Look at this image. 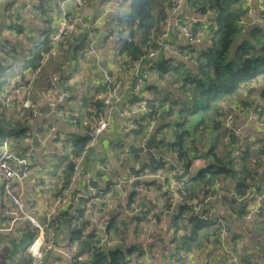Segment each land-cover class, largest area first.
<instances>
[{"label": "trees", "instance_id": "1", "mask_svg": "<svg viewBox=\"0 0 264 264\" xmlns=\"http://www.w3.org/2000/svg\"><path fill=\"white\" fill-rule=\"evenodd\" d=\"M75 1L0 0V96L2 95L0 146L7 142L10 144L11 152L17 153V156L26 157L20 155L17 148L22 153L29 154L28 157L31 159L27 162V167L38 165L37 158L32 157L35 150L32 149L30 141L32 137H38L40 131L31 123L41 117L49 120L47 117L56 115H59L62 120L67 119V124L75 128V131L66 135L77 139L69 141L66 147L62 148L61 154L54 156L55 165L44 168L46 178L50 170L57 171L60 163L68 161L58 174L59 180L63 182L62 187L56 193L53 192L60 199L64 191H68L66 186L71 183L77 158L87 148L90 140L89 131L93 127L92 122L95 123L98 115L104 114L105 97L114 89L110 86L109 78L118 79L120 76L114 73L109 76L107 72L109 68L103 70L101 74H98L100 77L98 80L96 76L91 77V81L83 82L81 92L75 91V84L69 85L66 78H72L71 71L76 66L74 59L78 53L82 62L88 61L90 64L91 56L85 55L90 53V46L96 49L100 41H107L112 43L109 44L110 49L113 45L117 47V56L123 59L119 62V68L127 73V80L133 77L129 83L130 89L133 90L132 85L135 80L133 72L138 65V76L143 81L140 92L144 88L160 89L161 96L155 97L154 102L145 103V106L151 110V112L147 110V114L151 115L154 112L159 115L158 111H160L166 116V122L162 125L150 126L161 135H158L159 138L165 137L163 132L169 130L166 136L169 140L156 141L155 148L166 147L169 153L175 154L176 161L170 162L176 171H178L176 167L185 166L186 174L195 158L207 161L208 166L190 175L184 174L182 178L175 179L177 175L172 174L174 179L171 182V189L168 186L162 191V184H159L158 189L162 191V195L155 202L161 204L163 201L159 218L163 216L167 218L161 228L170 230L172 238L167 234L166 237L161 235L158 229L149 228L144 223L143 216L153 211L146 201L140 200L136 208L123 209V204L127 206L135 201L132 198L134 193L128 195L126 202L122 199L120 210L110 208L109 201L103 203L104 206L102 204L99 210L102 211V215L107 216V224L99 228L96 222L83 217L84 207L75 209L74 204H83V199H75L80 190L74 189L66 209L62 210V208L59 212L52 211L49 223H45L46 229L50 226L49 230H54L61 224L66 225L69 230L66 247L70 251V259L57 258V260L62 261L61 264H165L162 259L164 249L160 250L161 248L177 252L179 239L183 242L190 241L187 244L197 243L199 246L202 243V246H208L211 242L212 247L215 248L220 243L219 237L224 234L223 238L227 239V249L222 246L220 252L227 251L229 254L228 245L232 242L233 253L239 259H242L239 247L244 246L240 237L247 243L248 248L260 247L257 241L258 239L264 241V232L257 226L264 227V202H262L264 160L260 158L255 161L249 153L252 146L248 142L245 146L237 143L240 137L225 127L222 130L220 126H223L228 115H232L235 123L241 116V114L237 116L239 109L243 111L244 108L255 110L257 107H263L260 100L264 101V0H184L183 5H186L187 1L189 7L199 13L200 18L205 16V22L200 29L185 23L193 40H186L184 45L176 46V41L171 37L170 52L160 48L157 37L163 31L174 0H129V14L126 19L121 20V14H109L104 26L96 30L91 28L90 23L83 27V20L78 18L79 12ZM107 1L109 4L113 3L111 0L84 1L83 12L86 10L94 13L89 14L88 17L91 23L96 20L99 10L104 9ZM127 1L124 0L123 4ZM16 4H20L19 9L16 8ZM99 6L102 8L99 9ZM74 13H76L75 16H73ZM51 14L53 17H49ZM61 14L64 16L61 17ZM86 19L84 18V21ZM113 20H118L120 30L116 32L118 39L110 41L105 31L107 29L110 34L114 33L113 29L107 28L111 26ZM63 21L67 25L71 24V28L60 41L54 42L51 37L59 31ZM38 31L44 38L35 43L34 37ZM33 49L34 51L31 52ZM156 49H159L157 57L148 58V54ZM57 55L61 57L66 55L68 64L64 68L59 67L56 77L48 80L45 90H50V94L54 97L65 93L68 95L56 105L52 114L41 116L44 101L28 111L22 106L17 109L15 102L9 106L3 105L2 99L9 88H24V86L29 88L30 85L37 84L41 68L46 63L52 62ZM24 56L26 58L18 63V73L14 72V64H17V61ZM118 57H116V63ZM146 70L150 74H145ZM85 72L89 78L88 75L91 73ZM7 78L10 79L9 84L6 83ZM140 92L133 91V94L137 96L134 101H142L139 99ZM103 94L104 96L98 98ZM44 96H46L44 99L49 97L47 94ZM235 98H238L237 101L234 100ZM16 100L19 99L16 98ZM170 102L172 104H168ZM261 112L264 114L263 108ZM86 117L91 123H85ZM234 127L239 128L237 124ZM144 128L149 126L141 127L139 132L138 130L136 132V129L126 131L124 138H120V142L127 145V139L130 137L133 140L139 139L137 142L133 141L135 143L143 142L150 134L145 135ZM13 131H16L13 135L14 141L10 143L6 134ZM131 132H134L132 136ZM202 133L215 136L207 148L197 146L192 142L193 140L190 141L192 147L185 145V141L190 138L199 139ZM138 134L139 136L134 137ZM220 134L221 137H226L227 143L218 146L216 139ZM243 134L245 138L248 135L263 144L257 148V151L259 154H264L263 132L248 128ZM171 138H173L172 141ZM244 140L247 139H241L242 142ZM236 147L241 150L238 151ZM69 148L70 152L66 154ZM202 151L205 152V157L201 156ZM150 159L154 161L153 155ZM253 163L258 167L257 171L251 169L250 166ZM170 170L173 169H169L168 172ZM132 171L135 177L145 179L146 169L143 170L139 166L138 170L134 168ZM180 174L183 175V173ZM150 175L154 177L152 172ZM221 176L228 177L227 183L219 182ZM45 178H41L42 185ZM35 182L33 181V184ZM165 182L167 183L166 179ZM153 183V180L143 184L139 182L138 185L141 186L142 191H137L133 187L132 189L138 194L137 199L143 198L144 190ZM53 186L58 189L56 183ZM110 186V183H107L106 190L103 188L100 191L107 193L111 191ZM1 188V196L4 200L1 217H4L2 221L9 220V226L8 224L0 226V254L3 253L0 264H31L28 248L36 239L38 230L25 219H18L11 224V218L4 213V209L7 205L11 207L14 205L2 185ZM35 188L39 186L36 185ZM37 193L31 195V198L40 194ZM256 194L262 197L261 205L252 208L253 202L257 201ZM207 196H211V199L204 203V198ZM63 200L64 198L60 199L62 206ZM146 200L153 204L150 199ZM257 210L260 212L258 213ZM249 211L251 215L246 219L245 214H249ZM200 215L204 217L199 219ZM221 220L227 222L223 228L220 224ZM232 223L238 224L243 231L252 227L259 237L252 240L247 232L245 235L242 233L237 235V232L232 230ZM86 226L88 230H84ZM141 226L142 236L134 235L133 238L129 236V242L122 244L123 235ZM83 234L87 239L83 238ZM199 236H202L203 240ZM73 245L75 246L72 249ZM83 254H87V259L83 258ZM249 254L251 255V252ZM258 256L260 254H257ZM263 260L261 259L258 264H264Z\"/></svg>", "mask_w": 264, "mask_h": 264}, {"label": "rangeland", "instance_id": "2", "mask_svg": "<svg viewBox=\"0 0 264 264\" xmlns=\"http://www.w3.org/2000/svg\"><path fill=\"white\" fill-rule=\"evenodd\" d=\"M84 1L85 0H76L75 1L76 6H77L76 9L79 12L78 13V18L83 20V27H86V24L90 23L91 24V28L94 29V30L102 28L104 26V22L106 23V21H108L105 18H101L103 10L100 9V8H102V7L99 6V9H100L99 10V14L97 15L96 20L93 23H91L90 20L88 19V17H89V14L93 15L94 13H92V11L88 12L86 10H85V12H83V9H84L83 7H85ZM129 3L130 2L128 0L127 3L123 4L120 8H118V13L117 14L118 15L121 14V16H120L121 20L126 19L128 14H129ZM15 6L18 9L20 8V4H16ZM69 6L71 7L70 4H69ZM62 7H64V6H62ZM75 15H76V13H74L73 16H75ZM63 16H64V14H61V17H63ZM49 17H53V14L49 15ZM84 18H87V19L84 21ZM61 26L62 27L70 26L69 28H71V24L67 25V23L65 21L62 22ZM175 28L176 27H174V26H170L169 31L173 32V31H175ZM73 29H74V31H77L76 28H73ZM76 33L78 34V32H76ZM178 34L180 35V37L182 38V40L184 42L187 40V39H185V36H184L183 33L179 32ZM43 38H44V36H42V33H39V31H38V32L35 33L34 42L36 43L38 41H41ZM168 39H169V37H168ZM179 45H181V44L179 43L176 46H179ZM99 47H101V45ZM104 47L105 46H102V48H104ZM116 49H117V47L113 45L110 50H107V55H103L102 51L100 49L96 48V52L98 54L97 60H95V57L91 58V59H93L95 61V63H99L100 62L99 64H96V67H92L93 64L92 65H86L85 63H83L81 61L80 57L78 56L79 53H78V50H77L78 54H77V57L74 59V61L76 62V66L71 71L72 78H66V79H68V82L70 83L69 85H74L75 84V87H74L75 91L81 92L82 89H83V82L91 81L92 79H90V78L91 77H96V76H97L96 78L98 80L100 78L98 76V74H101V72L104 70L103 69L104 66H107V67L110 66V67H112L113 71L119 70V71L122 72V74H125V72H123L119 68V62H121L123 59L120 58L121 56H119V57L117 56ZM33 51H34V49L31 50V52H33ZM116 57H118L117 58V63H116ZM24 58H26V56L21 57L17 61V64L16 63L14 64L15 65L14 68H13L14 72L18 73V70H19L18 63L21 60H23ZM82 63H83V65H81ZM67 64H68V61H67L66 55H63L62 57L60 55H57L52 60V62L46 63L40 70V74L37 77V84L30 85V82H29V85H30L29 88L25 87V86H24V88H22L21 96L19 97V100H17L18 102L20 101L22 104H26V105H23L22 108H26L27 110H31V106L38 105L39 103H41L42 100H44V97H46L44 95L47 94V96H50V92L45 90L46 89L45 86L47 85L48 80L54 79L56 77V75H57V72L60 69L59 67L61 66V67L64 68V66L67 65ZM81 68H82V70H81ZM136 70H137V66L135 67V71ZM77 71H79V72H77ZM85 71H87V72L89 71L91 73V75H88L89 78H87V73ZM138 72H139V70L137 71V73ZM145 74H150V72L146 70ZM119 81H120V77L118 79H115L114 77L113 78H111V77L109 78V82L111 83L110 86L113 87L114 89H118ZM9 82H10V79L7 78L6 79V83L9 84ZM78 85H80V86H78ZM41 92H43V96H42ZM156 93H157L158 96H161L160 91L156 90ZM102 96H104V94ZM99 97H101V95H99L98 98ZM237 99L238 98H235L234 100L237 101ZM260 102H261L263 107H257L255 110H251L249 108H244L243 111L241 109L237 110V116H239L240 114H243L244 112H249L250 114L254 115V119L252 120V124L251 125H248L242 119H239L236 123H233L231 125L232 126V130L240 137V139L238 140L237 143L242 144L243 146H245L246 143L248 142L249 145L252 146L251 147L252 150H250L249 153H251V156L253 158H255V161L257 159H260V158L262 160H264V154L263 153L259 154V152L257 151V148L259 146H263V144L258 143L256 141V139H254L253 137H250L248 135L245 138V135L243 134V132H245L246 129H248V128L256 129V127H257V128L264 129V114H262V112H261L262 108H263V112H264V101L260 100ZM168 104H172V103L170 102ZM3 105H5V104L3 103ZM135 105L136 106H138V105L142 106L144 108V110H146V106H144L142 104V101H135L133 104H131V106H130L131 110L133 109V107ZM17 106H18L17 109H19L20 108L19 104H17ZM90 108H94V107H90ZM7 109H9V108H7ZM125 111L126 110H124L123 113ZM25 112H27V111H25ZM14 116H17V115H14ZM99 116L100 115H98V118H99ZM112 117H113V115H111V119H112ZM98 118L95 120V122L98 120ZM84 121H85V123H89L90 122L88 117H86V119ZM92 124H94V123L92 122ZM235 124L238 125V127H239L238 129H236L234 127ZM132 127L130 128L128 124H125L123 126V128H125L128 131H131L132 129L135 128V127L134 128H132ZM220 127H221L222 130H223L224 127L227 128L226 119L223 122V126H220ZM16 131H13V132H10V133L6 134L7 135V139L10 141V143L12 141H14L13 135L15 134ZM168 131H164L163 132V134L165 135L166 140H169L166 137L167 134H169ZM148 132H150V131H148ZM133 134H134V132L130 133L131 136ZM214 138H215L214 135H210V134H207V133H205V134L202 133L200 135L199 139L190 138L188 141H185L184 143L188 147H192L190 141L193 140L192 142L195 143L197 146H200L202 148H207L209 146V144L212 143ZM241 139H247V140H244L242 142ZM172 140H173V138H171V141ZM57 141H60V140L58 139ZM171 141H169V142H171ZM216 141L218 143V146H221V145L227 143L226 137H223V136L221 137V134H220L219 138L217 137ZM99 142L100 141H97L95 146ZM135 142H137V140H135ZM7 144L10 147V144L9 143H7ZM163 146H165V145H163ZM94 147L91 149L90 152L94 151ZM125 147H126L125 143H120L118 145V141H114L113 145L111 144L109 146L108 150H107V156L105 155L107 161H105V163L102 164V168H107L108 172H110V174L112 175V177L110 178V181H111L110 183L115 185V187L113 188V190H115V191H113V190L107 191L106 196L103 198V196H104L103 192H100V191L88 192V191H91V190H89V188H92L91 184H93L94 180L90 181V182H85V180L82 179L80 181L81 184H80V188H79L80 189L79 194L75 197V199L79 200V199L82 198L83 199L82 200L83 204H85V205L83 206V204H80V205L74 204L76 206L75 209H78L79 207H84L85 211L83 213L84 214L83 217L88 218L92 222H96L97 220L100 221V220L106 219V217H107L105 215H102V211L99 210V207L102 206L103 203H107L108 200H111V205H110L111 207L110 208H114V209L118 208V210H120L122 207H120L119 204L122 203L121 202L122 199H123L124 202H126L127 198H128V195L134 193L132 198L135 199V201L132 202L131 204L127 205L125 207V209L126 208L127 209L136 208L138 206V202L140 200H143L144 202L146 201V203L149 204V206L153 209V211L150 212V213H147L145 216H143L144 223L149 228L150 227L156 228V229H158V231L161 232V230L163 229L161 227L163 226V224H164V222L166 221L167 218L165 216L159 218V213L161 211V207L163 205V201L161 202V204H157L155 201L157 200L158 197H161L162 191H164V189H166L169 186V184L171 183V181L173 180V179H171V181H169L170 177L173 178L172 174L175 173L177 175V177L175 179L184 177L185 173H183V175H182V174H180V171L183 170L185 168V166L184 167L183 166L176 167V169L178 170V171H176L173 168L172 163L168 160V157H161V156H157L156 157L153 154H151V155H153V158H154V161H152L150 159L149 153H147V152L145 154L136 155L135 158H136V161L138 162L139 165L143 164V167L145 169L151 171L152 173H156L158 175V176H156L154 174V177L150 176L149 180H153L154 181L153 185L150 184V186L147 187L146 190H144V193H143L144 197L143 198L137 199L138 197H136V196L138 194L135 193V191L132 189L131 183L124 184V182L125 183L127 182V178L129 177V175L125 171H121L120 170V169H122L121 168L122 167V162H121L122 159H125L128 156L127 165H129V163L131 161L130 160V153L128 155V153H127L128 150H125ZM119 148L122 150V155H119V153H118V149ZM236 148L238 149V151L241 150V148H239V147H236ZM126 149H128V146H127ZM159 149H162V150H165L166 152H169V151L166 150L167 149L166 147L165 148H159ZM16 150H17V152L20 155L26 156V158L29 156V154H27V152L26 153H22V151H20L18 148ZM57 152L58 151H56V153ZM218 154L220 156H222L221 153H218ZM173 155L175 156V154H173ZM30 159L31 158L28 157L29 161H30ZM158 159H162L163 165H160V163L157 161ZM42 165L43 166H48V165H50V161L49 162H43ZM43 166H41V168L43 169V172H44V167ZM38 167L39 166L35 167L36 171L34 170V168L30 169L31 173L28 175V178H26V179H29L31 176H35L36 179H37V182L35 184H39L38 183L39 182L38 178L40 176L44 175L42 170H39ZM154 167H155V170H153ZM250 167L254 171H257V169H258V167L255 165V163L251 164ZM169 169H173V170H170V172H168ZM170 173H172V174L170 175ZM190 174L191 173H189L188 175H190ZM57 177H58V172H56L54 170H50L49 171V179L53 180V179H55ZM80 177H81L80 174H78L77 176L73 177V180H71V183H69L66 186V190L71 189V187L73 186L74 183H76V185H78L79 184L78 179ZM163 179H166L168 185L163 186V184L161 183L162 187H163V189L161 191L158 188H159L160 182H163ZM227 181H228V177H226V176H221L219 178V182L221 184H225V183H227ZM53 183L55 184L54 180L51 183L52 186H48V188L45 189V192L43 194L40 193L39 195L35 196V197H39V205L37 207V211L36 212L39 215V221H40L41 224L48 223L47 221H48V219L50 220L49 216H51V212L52 211L59 212L60 209L63 208V206L61 204V201L58 200V197H56L54 195V193H56L62 187V183L63 182L61 180H59V179L56 181L58 189L54 188V186H53L54 184ZM121 183H123L124 186H120ZM141 183L143 184L144 181H142ZM104 188L106 190V185L104 186ZM134 188H136L137 191H142L141 186L138 185L137 183H135ZM72 190H73V188L67 193L65 191L64 196L62 194L60 196V199H62L64 197L63 202H68L69 198H70V196L72 194ZM80 196H82V197H80ZM255 197H256V199L258 201L257 206H260L262 197L257 195V194L255 195ZM208 198H209V196L205 197L204 200H206ZM146 199H150L153 204H150V201L146 200ZM192 202L196 203L195 200H192ZM262 202H264V198L262 199ZM93 203H94V205H93ZM103 206H104V204H103ZM226 207H227V209H229L228 206H226ZM211 212H213V211H211ZM257 212L259 213L260 211L257 210ZM72 214H73V211H72ZM250 215H251V212L249 211V214L248 213L245 214V218L248 219ZM203 217H204L203 215H200L199 219H202ZM223 221L225 222V224L224 223L223 224L226 225L227 222L225 220H223ZM99 223L100 222H98V224ZM178 223L181 224V221L178 220ZM223 224H221L222 228L224 227ZM92 226H94V224ZM231 226H232L233 232H237V235H239V233H242L243 235H245V232H247L249 234V238L252 239V240H255L256 237L257 238L259 237L258 233L255 232V230L252 227H250V228L248 227V229L246 231H243V230H241V227H239V225L236 224V223H232ZM257 228L259 230H261V228H262V231L264 232L263 225L262 226L259 225V226H257ZM86 229L88 230L87 226L84 228V230H86ZM142 231H143L142 226L141 227H137L136 229L129 230L128 234L123 235L122 244L125 245V244H127L129 242V236H131L132 238H133L134 235H141L142 236ZM167 233H168L167 236L168 235L171 236L170 230L169 231L167 230ZM224 236H225V234L222 235L221 237H219V240H220L219 244H217L216 241H215V243L217 244L216 248H218V250L221 249L220 247H222V246L227 249V244H226L227 239L223 238ZM83 238L87 239L86 235L83 234ZM170 238H172V236ZM199 238H201L203 240L202 236H199ZM65 240H66V237L63 236L62 237V241H65ZM240 241L243 242L242 244L244 245L243 247L242 246L239 247V248H241L240 255L242 256L243 261L239 260L236 264H250V263L258 264L259 259L257 257V254L263 255V257H264V241L263 240L261 241V240L258 239L257 244L260 247H256L255 249L248 248L246 246L247 243L244 242L242 237H240ZM189 242L190 241L183 242L182 239H179V246H178V251L177 252H175V251L172 252L171 250L165 248L162 251L163 262L165 264H194L192 259L188 260V258H189L190 255L201 256L202 255L201 254V249L199 247H202L203 243L198 247L197 243L187 244ZM209 246H212V243L209 244ZM228 249H229V245H228ZM249 252H251V255L249 254ZM202 253L204 254V257L203 258L199 257L200 259H202L200 264H214V261L217 260V257H220L223 262L226 261V258H225V256L223 254H220L218 256L217 252L213 253V251L212 250L209 251L208 248H206V250H203ZM177 254H182L183 255L182 258L180 260H178V261H176V258H175V255H177ZM134 256L136 257V255H134ZM2 257H3V253L0 254V261H2ZM87 257H88L87 254H83V258L87 259ZM234 260H235V257H233V258L231 257V258L228 259V262L231 263ZM136 261L138 262L137 259H136ZM240 261H242V263H239ZM171 262H173V263H171Z\"/></svg>", "mask_w": 264, "mask_h": 264}, {"label": "crops", "instance_id": "3", "mask_svg": "<svg viewBox=\"0 0 264 264\" xmlns=\"http://www.w3.org/2000/svg\"><path fill=\"white\" fill-rule=\"evenodd\" d=\"M177 14L181 17V19L188 26L196 27L197 29L202 28L201 26L205 22V16L200 18L199 13L194 12L189 7V4L187 3V1H186V5H183V4L181 5V8L177 11ZM178 33H179V31L176 28H175V31L170 32L169 33V42L173 38V40L176 41L175 42L176 44H179L180 43L181 45H184L185 42L182 40V38L180 37V35ZM109 44H112V43H107V41H105V42L104 41H100L99 46L101 45V47L98 46L97 49H100L102 51L103 55H107V50L110 49V45ZM102 46H105V47L102 48ZM94 50H95V53H91V51H90V53H87L85 55H90L91 58L92 57H95V60H97L98 54H97L95 48H94ZM168 52H170V51H168ZM175 55H177V54H175ZM89 60L91 61L90 64H89L88 61H83V63H85L86 65H92L93 64L92 67H96L95 61L93 59H89ZM99 63H97V64H99ZM103 69L104 70H107L108 69L107 72H108V75L109 76L114 73V74H118L121 77V79H123L124 74H122L121 71H119V70L113 71L112 70V67H110V66L109 67L104 66ZM96 83H98V82H96ZM158 84H160V83H158ZM156 90L157 91H160L159 88H151V89H147V88L145 89L144 88V90H142L141 92L138 91V92H140V94H139V97L140 98L139 99L142 100V104L144 106H145V103L146 102H148V101L154 102L153 99L155 97H158V95L156 93ZM49 92L51 93L50 90H49ZM138 92H135V93H138ZM42 94H43V92H42ZM117 95H120L121 100L119 102H117V104H116L117 109H116V111L113 114L112 124L109 126V129H107V131H105L103 133V135L99 138L98 141H100V142L95 146V144L97 143L96 142L93 146H91L89 148L88 155L80 163L79 166H80V176L81 177L78 179V182H79L78 185H76V183L73 184V186H72L73 190L74 189L80 190L79 189L80 188V184H81L80 181L82 179H84L85 182H90V181H93L94 180L93 184H91L93 191L94 190L100 191L101 189L104 188V185H106L107 183H110L111 182L110 181V178L112 177V175L110 174V172H108V169L107 168H102V164H104L105 161H107L106 156H107V150H108L109 146L111 144L113 145V142L114 141H118V145H119L121 143L120 142V138H124V133L126 131H128L125 128H123V126L125 124H128L130 128L132 126H133L132 128L135 127L134 129H136V132H137V130L139 132L141 127H144L145 125H148L149 128H144L145 135L150 133L148 131L155 130V132H156V129L153 128V127H150V126H157L155 124L156 123L155 121H157L158 118H159V115L162 114L160 111H158L159 112V115H156L154 112L151 115H149L145 111L149 110V112H151V110L149 108H147V107H146V110H144V108L142 106H139V105H138L139 107L135 105L133 107V109L131 110V107L130 106H131V104H133L135 102L134 100L137 98V96H135V94H133V90H132V88L130 89V85L129 84L125 85L122 88V91L121 92L119 91V93H117ZM53 97L54 96H52L50 94V96L47 99L42 100V101H44V103H43L44 109H46L49 106V103L54 100ZM101 97H102V95H101ZM44 109H43L42 112L45 111ZM127 109H128V113H125L124 114L123 111L124 110H127ZM53 112H51L50 114H52ZM50 114H48V115H50ZM48 115H41V116H48ZM47 118H49V120L42 119V117H41V119H37L33 124L31 123V125L34 128H36V129H38V131H40L38 137L36 136V138L38 140L37 141V145H33L32 144V139L35 136L32 137L31 138V141H30V143L32 144V147H33L32 149L35 150L34 156H32V157L37 158L38 165L37 164L36 165H31V166L27 167L28 170L33 169V168L35 170L36 169L35 167L36 166H39L38 169L39 170H42V172H43V169L41 168V166H43L42 165L43 162H49L50 161V165L51 166L55 165L56 160H55L54 156L55 155H58L59 153L61 154L62 148L63 147H66V145L68 144L69 141L76 140L77 139L76 137H71L70 135H66L67 133H73L75 131V128H73L72 126H69L67 124V122H68L67 119L62 120L59 115L50 116V117H47ZM239 118H241V116ZM48 124H50V125H48ZM249 129L250 130H253V128H249ZM27 135H28V133H27ZM158 135L161 136L160 134H157V136ZM136 136H139V134L138 135H135L134 137H136ZM149 136H150V134L147 135V138ZM58 139L60 141H57ZM127 140H128V142H127L126 147L129 144H134L136 146H140V145L143 144V142H145V141H143V142H140V143H135V142H133L135 140H133L132 137H130ZM93 147H94V151L93 152H90ZM125 150H128V149H125ZM56 151H58V152L56 153ZM69 152H70V148L66 152V154H68ZM118 153H119V155H122V150L120 148L118 149ZM127 153L129 155V151H127ZM127 158H128V156L125 159H122L121 160V162H122V167L121 168L122 169H120V170L121 171H125L126 173L129 174V179L127 178V182L126 183L124 182V184L131 183V181L134 178H136L135 177V174H134V172L132 170L134 168L136 170L139 169V164L136 161V158L133 157V159L130 161L129 165H127ZM67 162L68 161L66 160L63 163H60L59 168L56 171V172H58V174L62 170V167ZM50 165H48V166H50ZM48 166H43V167L44 168H47ZM153 169L155 170V167ZM149 172L151 173V171H149ZM149 172L146 169L144 178H150L151 175H150ZM30 173H31V170H30ZM153 174H155L156 176H158L156 173H153ZM171 174L172 173H170V175ZM26 178H28V177H26ZM26 178H24L22 180V183L16 182V185L18 186V189H19V191L21 193V194H19L20 195V198L23 200V202L25 204H26V201H30L31 200V196L30 195H35L34 193H37V192H38L37 194H39V193H42L43 194L45 192V189L48 188V186H52L51 183H52L53 180L56 183V181L59 179L57 177V178L51 180V179H49V174H47V177L46 178H45V174H44L43 176H40L39 182H38L39 184H34L33 185V181H36L37 182L36 177L35 176H31L28 180H26ZM41 178H45L44 179V185L41 184V182H43V180L41 181ZM171 179H174V178H171ZM163 180L165 181V179H163ZM160 183L163 184V182H160ZM124 184L121 183L120 186H124ZM36 185L39 186V188H35ZM110 185H111L110 186L111 190H113V188L115 187V185H113L111 183H110ZM163 186H165V185H163ZM1 189L2 188H1V184H0V226L3 227V226H6L7 224L9 226V220L2 221V219L4 217H1L2 216L1 215V210H2L1 208H2V206L4 204V200H3V196H1V193H2ZM73 190H72V192H73ZM103 195H104L103 196V198H104L106 196V193H103ZM69 200H70V198H69ZM108 201L111 202V200H108ZM68 203H69V201L68 202H65V203L63 202V210L66 209L65 207H66V205H68ZM8 206L11 207V205H7V207ZM125 207H126V205L123 204V209H125ZM252 208H254V206H252ZM95 224H97V222ZM164 224H165V222H164ZM166 231H167V229L166 228H163L161 230V232H160L161 235H163V236L166 237V234H168V233H165ZM52 232H53L54 238L56 239V241H57V243L59 245H61V246H67L66 245V242L68 241L69 230H68V228H67L66 225H62V224L61 225H57L56 226V229L52 230ZM120 232H123V231H120ZM63 236L66 237V240L65 241H62V237ZM210 244H211V242H210ZM74 246L75 245H73L71 248L73 249ZM208 246L206 245V246L199 247V245H198V247L201 249V254L202 255L201 256H198V255H196V256L195 255H190L189 258H188V260H191L192 259V261L194 262V264H200L201 261H202V259H200V258H203L204 257V254L202 253V251L203 250H206V247L208 248L209 251L212 250L213 253H216L217 252L218 253V256L220 254H223L225 256V258H226V261L223 262L220 257H217V260L214 261V264H236L239 260H242V259H239L238 256H235V253H233V248H234L233 246L234 245H233L232 242H230V245H229V254L227 252H224V251L223 252H220L221 249L218 250V248H216V247L214 248L212 246H209V247ZM162 249H165V248H161L160 250H162ZM239 249L241 250V248H239ZM230 251H232L231 254H230ZM182 256H183L182 254L181 255H177L175 258L178 261V260H180L182 258ZM231 257L232 258L235 257V260L233 262L229 263L228 262V259L231 258ZM258 259H259V261L261 259H264L263 255L258 256ZM58 262L63 263L60 260ZM263 262H264V260H263ZM160 263H162V262L160 261ZM239 263H242V261H240Z\"/></svg>", "mask_w": 264, "mask_h": 264}, {"label": "built area", "instance_id": "4", "mask_svg": "<svg viewBox=\"0 0 264 264\" xmlns=\"http://www.w3.org/2000/svg\"><path fill=\"white\" fill-rule=\"evenodd\" d=\"M113 3L109 4V2L105 5L104 9H102V15L101 18H108L109 14H117L118 8H120L124 0H111ZM184 0H174L171 4V9L169 14L166 17L165 25L163 28V31L158 35L157 42L160 45V48L164 51H168L170 49L169 44V28L170 26L176 27V29L183 33L185 36V39L188 41H192L193 37L191 33L189 32V29L185 22L181 19V17L177 14V11L181 8V5L183 4ZM70 26H65L59 29V31L55 34L54 37H51V39L54 42H58L61 40V38L67 33V31L70 30ZM114 30L113 34H110L107 32V29L105 31V34L109 37V39L117 40V30H120L118 20H113L110 27H107ZM107 32V33H106ZM94 33V32H93ZM91 53H95V50L92 46H90ZM159 54V49L153 50L148 54V58H155ZM139 66V65H138ZM137 66V70L133 72V75L135 77V80L133 82V91L138 92L143 87V81L138 76L137 71L139 70ZM127 73L124 74L123 79L119 81L118 89H113L111 93H108L104 100V114H101L98 118V120L93 124V127L89 131V142L87 144V148L81 152L79 158L76 160V164L74 166V172L72 174V180L73 177L80 174V163L83 161V159L86 158L88 155V150L91 146H93L99 138L103 135L107 129H109V126L112 124L111 121V115L114 114V112L117 109V102L121 100L120 95H117L119 91L121 92V88L125 85L131 83L130 81L133 79V77H130L129 80H127ZM53 85V84H52ZM21 90L22 88H9L8 91L5 93V96L2 99V103L5 104V106H9L13 102L19 104V106L23 107V105L20 101L18 102L16 98L19 99L21 96ZM68 94L58 95L54 97V100L49 103L48 109H46L44 112L41 113V115H48L51 112L54 111V108L58 103H61L64 98ZM2 98V95L0 96V99ZM18 107V106H17ZM34 106H31V109ZM26 109V108H25ZM128 113V110L124 112ZM238 118L235 123L239 120ZM241 119L245 121L248 125L252 124V120L254 119V115L250 114L249 112H244L241 114ZM74 123V121H71ZM234 123V118L232 115H228L226 118V126L228 129L232 130V124ZM261 132L264 133V129L257 128ZM233 131V130H232ZM234 132V131H233ZM235 133V132H234ZM17 153L11 152L10 147L8 146L7 142L3 143L0 146V184L3 187V190L7 193L9 200L12 201L14 207L8 206L4 209V213L8 215L11 218V224L15 222L18 219H25L27 220L32 227L36 228L38 230V235L36 239L32 242V244L28 248V252L31 254V264H61L58 262L56 258H62V259H70V251L66 246H61L57 243L56 239L53 236L52 230L46 229V224H41L39 221V216L37 214V207L39 205V197H32L30 201H27L25 204L23 200L20 198V191L18 189V186L16 185V182L22 183V180L30 174V170L27 169V162L28 159H24L26 157H19L16 155ZM208 166V162L203 160L202 158H195L192 160L191 164L188 167V172L192 173L194 171L204 170ZM18 171H20L18 173ZM180 173H185V169L181 170ZM166 182L163 180V185L166 186ZM72 188V187H71ZM169 188H172V184L170 183ZM71 189H68L67 192H69ZM88 192H92V188H89ZM96 191V190H94ZM18 192V193H17ZM65 194V191L63 193V196ZM64 198V197H63ZM211 199V196L204 200V203L207 202V200ZM60 200V199H58ZM257 202H253V206H257ZM254 212V210H252ZM48 219V223H49ZM97 225L99 228L105 227L107 224L106 219L103 220H97ZM98 222H100L98 224ZM225 224L223 220L220 221V224ZM223 224V225H224ZM56 259V260H55Z\"/></svg>", "mask_w": 264, "mask_h": 264}, {"label": "water", "instance_id": "5", "mask_svg": "<svg viewBox=\"0 0 264 264\" xmlns=\"http://www.w3.org/2000/svg\"><path fill=\"white\" fill-rule=\"evenodd\" d=\"M165 121H166L165 113H162L161 115H159V118H158V120L156 121L155 124L157 126H160ZM163 140H166V138L165 137L158 138L155 130H152L150 132V136L146 140H144L145 142H143L142 145H140V146H136L134 144H129L128 145V151L130 153V160H132L133 157H136V155L145 154L147 152V153H149L150 158H151V154H153L156 157L157 156L168 157L169 161L175 162L176 161V157L173 154H170L169 152H166L165 150L155 148L154 143L156 141H163ZM37 141H38L37 138L34 137L32 139V144L33 145H37ZM200 154H201V156L205 157V152L202 151V152H200ZM157 161L160 163V165H163L162 159H158ZM139 166L142 167L143 170L145 169L143 167V164H140ZM19 172L20 171H18V173ZM142 181L149 182L150 180L147 179V178L142 179V178L136 177V178H134L131 181L132 188L134 187L135 183L138 184L139 182H142Z\"/></svg>", "mask_w": 264, "mask_h": 264}]
</instances>
